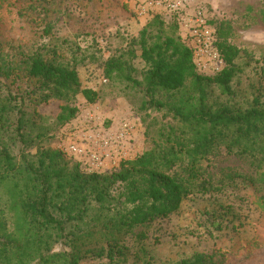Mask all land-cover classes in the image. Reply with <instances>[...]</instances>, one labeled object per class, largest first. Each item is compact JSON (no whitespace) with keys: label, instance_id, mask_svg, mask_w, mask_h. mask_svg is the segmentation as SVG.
Segmentation results:
<instances>
[{"label":"trees","instance_id":"1","mask_svg":"<svg viewBox=\"0 0 264 264\" xmlns=\"http://www.w3.org/2000/svg\"><path fill=\"white\" fill-rule=\"evenodd\" d=\"M20 1L1 0L0 11L4 6L16 8ZM18 14L26 16L21 10ZM52 28L47 23L41 30L51 36ZM147 31L142 30L140 40L147 64L143 80L126 74L124 61L115 58L106 61L105 74L141 86L142 108L166 111L176 124L160 130L150 149L107 172L85 171L80 160L71 162L64 152L45 147H39L35 159L28 158L26 150L45 136L33 135L45 119L38 105L78 94L94 103L99 94L81 87L76 66L63 63L57 46L40 47L23 68L0 52V137L5 131L4 137L16 144L17 136L21 144L18 160L9 145L0 142V182L8 185L16 218L14 234H8L0 220V264H82L88 252L110 264H127L132 254L129 236L134 237L138 264H156L145 231L135 234L138 227L169 218L192 195L223 192L225 184L264 188V84L247 107L210 102L213 86L234 94L232 81L244 70L240 60L250 64L252 56L218 42L225 67L214 76L203 75L190 47L172 37L148 44ZM77 114L76 106L63 104L57 122L63 126ZM221 149L251 158L255 175H239L238 181V175L227 174L226 183H212L203 162ZM257 203L264 208V196H257ZM226 254L216 248L170 264H236Z\"/></svg>","mask_w":264,"mask_h":264},{"label":"rangeland","instance_id":"2","mask_svg":"<svg viewBox=\"0 0 264 264\" xmlns=\"http://www.w3.org/2000/svg\"><path fill=\"white\" fill-rule=\"evenodd\" d=\"M146 1L51 0L46 3L21 0L16 8L4 6L1 9L0 52L7 61L23 68L29 56L40 47L57 46L63 53V63L76 66L81 87L94 89L99 94L94 103L78 94L66 101L52 99L38 105L45 119L37 125L33 135L43 133L45 136L36 139L35 146L26 150L29 159H35L39 147L60 150L69 161L80 160L82 169L92 172L85 161L68 153L67 145L78 142L90 149V135H115L123 124L130 123L132 136L124 144L127 156H117L115 163H109L112 168L103 171L107 172L119 168L123 160L134 159L150 149L160 130L167 131V126L176 124L166 111L142 108L141 86L105 74L106 61L115 58L124 61L126 74L143 80L147 64L141 57L140 40L145 27L148 28V44L172 37L193 48L191 32L186 26L191 22L186 13H161L150 9L142 13L141 7ZM200 6L213 32L215 48L218 49V42L225 41L252 56L250 64H246L244 58L240 60L244 70L232 81L234 94H223L213 86L210 102L247 107L253 97L262 92L264 84V0H199L194 8ZM194 8L192 13L196 11ZM18 10L26 16H20ZM157 17L159 19L154 20ZM47 23L53 27L51 36H45L41 30ZM206 59L208 68L204 67L202 59L193 57L197 71L203 75L214 76L225 67L221 59L214 62L209 61L210 56ZM63 104L76 106L78 114L61 126L57 117ZM2 133L0 142L9 145L11 155L21 159L17 136L15 144L11 137H4L5 131ZM203 166L206 177L218 185L221 181L226 183L227 174L238 175V181L241 180L239 175H255V163L251 158L228 154L224 149L204 161ZM225 185L220 193L192 195L169 218L135 230V234L145 231L146 245L156 264H170L198 252L212 253L216 248L226 251L236 264H264V208L257 203V196H264V188ZM7 187L0 182V220L6 223V232L14 234L16 218ZM133 242L134 237L129 236L127 244L132 254L127 264H138ZM55 246L56 250L60 248L59 244ZM82 264L110 263L107 258L88 252Z\"/></svg>","mask_w":264,"mask_h":264},{"label":"built area","instance_id":"3","mask_svg":"<svg viewBox=\"0 0 264 264\" xmlns=\"http://www.w3.org/2000/svg\"><path fill=\"white\" fill-rule=\"evenodd\" d=\"M199 0H147L142 8V13L147 9L152 11L168 12L171 14L186 13L189 22L186 26L191 32L194 46L192 48L193 57L202 59L204 67H207L206 56H210V62L221 59L220 52L213 45V32L207 25L206 13L203 7L194 8ZM196 11L192 13V9ZM195 18L192 21L191 18ZM188 24V25H187ZM206 59V60H204ZM196 64V63H195ZM213 63H211V66ZM210 66V65H209ZM133 127L130 123L122 125L120 131L115 135H90L88 145H82L78 142H71L67 145L68 153L77 156L85 161L90 171L103 172L109 168V163H115L117 156L123 158L126 155L124 144L131 139ZM88 144V142H87ZM112 168V167H111ZM109 168V169H111Z\"/></svg>","mask_w":264,"mask_h":264}]
</instances>
